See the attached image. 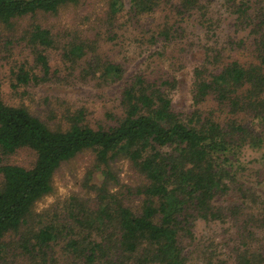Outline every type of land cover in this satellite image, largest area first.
Listing matches in <instances>:
<instances>
[{"label":"trees","instance_id":"trees-1","mask_svg":"<svg viewBox=\"0 0 264 264\" xmlns=\"http://www.w3.org/2000/svg\"><path fill=\"white\" fill-rule=\"evenodd\" d=\"M78 1L0 0V25L36 12L54 13ZM162 1L128 0V8L150 14ZM198 1L170 4L181 14L203 9L193 35L203 57L192 68L189 112L172 107L176 77L135 71L121 87V116L114 125L92 128L81 122L78 111L67 114L64 129L54 128L24 105L5 103L0 83V153L7 156L27 148L34 154L28 167L0 164V251L7 233L42 214L34 213L33 206L51 192L57 167L90 150L96 167L122 157L145 178L138 190L143 197L139 211L109 192L105 180L91 185L96 195L92 206L70 197L61 214L38 219L35 229L20 232L17 248L30 264H186L181 241L194 238L195 220L234 229L232 243L228 236L224 242L231 243L226 257L214 252L207 238L198 247L205 251L195 249L199 264H264V176L257 169L255 180L250 174L251 165L264 163V0H215L232 34L223 33L218 18L212 17L210 0ZM122 6L123 0H109L110 16ZM215 25L219 28L212 29ZM171 28L163 24L149 39L167 41ZM27 34L28 41L40 47L34 52L38 74L20 67L15 83L22 86L48 81L45 51L54 45L49 30L38 24ZM89 48L71 42L60 57L77 62ZM239 48L245 57L231 54ZM92 59L103 82L123 77L118 63L98 55ZM244 150L253 155L245 159Z\"/></svg>","mask_w":264,"mask_h":264},{"label":"rangeland","instance_id":"rangeland-1","mask_svg":"<svg viewBox=\"0 0 264 264\" xmlns=\"http://www.w3.org/2000/svg\"><path fill=\"white\" fill-rule=\"evenodd\" d=\"M108 2L79 0L76 4L58 7L54 13L36 12L32 16L15 18L8 26L0 25L2 100L11 105H24L29 112L54 128L64 129L68 125L65 119L67 114L78 111L81 112L82 123L92 128L107 127L114 125L121 116L119 93L124 82L135 71H142L150 77H176L172 107L176 111L189 112L192 109L189 96L192 68L203 57L194 45L193 36L199 31L203 9L195 8L189 14L184 11L181 14L172 10V0H163L153 13L138 15L128 8V0H123L122 8L110 16ZM198 4H202L201 0ZM208 4L211 6L208 10L214 15L212 17L220 21L223 33L232 34L231 27L221 16L222 9L218 3L210 0ZM32 24L48 29L54 40L53 47L45 51L50 70L47 82L22 86L15 83V74L20 67L38 74L34 52L40 47L32 45L27 34ZM163 24L172 27L167 41L158 36L151 41L149 36L153 30ZM218 28L215 25L212 29ZM233 36L238 38L241 35ZM219 38H222L220 32ZM71 42H84L92 50L86 49V54L77 62L64 61L60 57L61 49ZM240 53H243L241 48L231 52L233 56L245 57ZM95 55L118 63L122 67L123 77L115 82H103L92 64ZM243 152L245 159L253 155L250 151ZM33 159V152L27 148L17 149L7 156L0 153V164L9 162L28 167ZM250 167L253 180L256 178L253 170L257 169L264 176V163H255ZM104 180L109 192L118 195L134 212L139 211L143 197L138 190L145 184V178L122 157L96 167L93 152L83 150L62 162L54 171L51 192L33 206L34 213L42 214L3 237L0 264H30L17 248L20 232L35 229L38 219L48 221L50 214H61L64 202L70 197L87 200L92 206L96 202V195L91 185L98 186ZM226 197H221V200ZM227 225L207 226L202 220H195L192 225L194 238L183 237L181 241L183 254L187 257L186 264H199L195 249L205 251L198 247L205 244L207 238V243L215 248L214 252L221 258L226 257L227 246L232 243L234 234V229ZM227 236L231 243L225 244ZM59 245L62 246V243Z\"/></svg>","mask_w":264,"mask_h":264}]
</instances>
